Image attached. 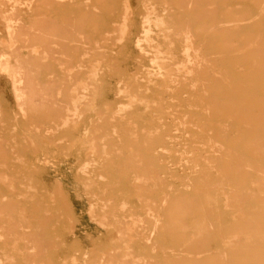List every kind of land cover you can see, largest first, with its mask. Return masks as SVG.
I'll return each mask as SVG.
<instances>
[{"label": "rangeland", "instance_id": "rangeland-1", "mask_svg": "<svg viewBox=\"0 0 264 264\" xmlns=\"http://www.w3.org/2000/svg\"><path fill=\"white\" fill-rule=\"evenodd\" d=\"M0 264H264V0H0Z\"/></svg>", "mask_w": 264, "mask_h": 264}, {"label": "bare ground", "instance_id": "bare-ground-1", "mask_svg": "<svg viewBox=\"0 0 264 264\" xmlns=\"http://www.w3.org/2000/svg\"><path fill=\"white\" fill-rule=\"evenodd\" d=\"M8 27V26H7ZM7 27H6V29H7ZM187 51V50H186ZM165 57H167V56H165ZM165 57H163V58H165ZM154 59V58H153ZM162 59V58H161ZM92 75V74H91ZM150 75V74H149ZM122 111V110H121ZM223 123V122H222ZM85 130V129H84ZM82 136H84V135H82ZM82 138V137H81ZM79 139H80V137H79ZM79 139H77V140H79ZM84 139V138H83ZM81 140V139H80ZM79 140V141H80ZM82 141V140H81ZM82 144V143H81ZM88 150V149H87Z\"/></svg>", "mask_w": 264, "mask_h": 264}]
</instances>
